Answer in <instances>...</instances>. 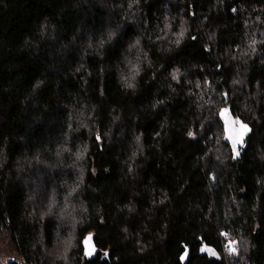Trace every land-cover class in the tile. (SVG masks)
Here are the masks:
<instances>
[{"label":"trees","instance_id":"obj_1","mask_svg":"<svg viewBox=\"0 0 264 264\" xmlns=\"http://www.w3.org/2000/svg\"><path fill=\"white\" fill-rule=\"evenodd\" d=\"M0 242L264 264V0H0Z\"/></svg>","mask_w":264,"mask_h":264},{"label":"snow or ice","instance_id":"obj_2","mask_svg":"<svg viewBox=\"0 0 264 264\" xmlns=\"http://www.w3.org/2000/svg\"><path fill=\"white\" fill-rule=\"evenodd\" d=\"M174 78H175V74H174ZM227 112H228L227 109L223 110L221 113V116L224 117ZM237 123L240 124L239 129H236V127H235V125ZM225 131L228 133L227 138L232 142L233 151L235 152L236 155H239V151L237 150V145L243 143V136L248 131H250V129H248L247 126L244 125L242 122L235 121V120H232V121L225 120ZM90 239H91V237H89V240ZM228 247H229V252L231 254L236 253V248H235L233 242L229 241ZM202 251H209V249L205 248V249H202ZM93 252H94V248H89L87 254L89 256H91L93 254ZM213 255H214V253H213ZM187 256H188V252L185 251L184 258H186Z\"/></svg>","mask_w":264,"mask_h":264},{"label":"rangeland","instance_id":"obj_3","mask_svg":"<svg viewBox=\"0 0 264 264\" xmlns=\"http://www.w3.org/2000/svg\"><path fill=\"white\" fill-rule=\"evenodd\" d=\"M16 252L8 248L5 243L0 242V264H7L12 260H17Z\"/></svg>","mask_w":264,"mask_h":264},{"label":"water","instance_id":"obj_4","mask_svg":"<svg viewBox=\"0 0 264 264\" xmlns=\"http://www.w3.org/2000/svg\"><path fill=\"white\" fill-rule=\"evenodd\" d=\"M245 139H246V136H243V143L237 145V150L239 151V155H236V154H235L234 162H236V161L241 157L240 147H241L242 145H244ZM226 142H227V144H229V145L232 146V142H231L230 140L228 141V138H226ZM234 153H235V152H234Z\"/></svg>","mask_w":264,"mask_h":264}]
</instances>
